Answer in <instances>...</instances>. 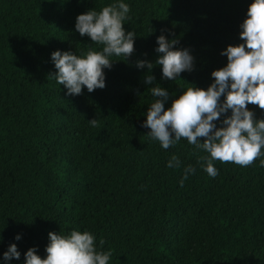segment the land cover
<instances>
[{
  "label": "trees",
  "instance_id": "16d2710c",
  "mask_svg": "<svg viewBox=\"0 0 264 264\" xmlns=\"http://www.w3.org/2000/svg\"><path fill=\"white\" fill-rule=\"evenodd\" d=\"M111 2L0 0V257L15 243L21 256L11 264H23L30 247L43 258L50 231L87 229L111 249L109 264H264L260 158L247 167L214 161L213 178L197 164L206 153L186 140L162 149L141 127L152 97L148 69L136 67L154 63L164 34L194 56L193 71L176 81L153 67L151 86L170 93L165 108L182 87L206 89L227 63L221 51L243 42L239 25L252 0H125L133 53L111 58L103 89L66 96L49 77L50 54L98 50L75 31V18ZM172 154L180 168L166 167ZM188 164L196 172L180 186Z\"/></svg>",
  "mask_w": 264,
  "mask_h": 264
},
{
  "label": "clouds",
  "instance_id": "9594fccd",
  "mask_svg": "<svg viewBox=\"0 0 264 264\" xmlns=\"http://www.w3.org/2000/svg\"><path fill=\"white\" fill-rule=\"evenodd\" d=\"M129 12L125 0H112L98 11L93 8L76 16L75 31L81 37H89L98 50L89 48L79 54L55 50L50 54L56 71L49 77L63 85L66 96L79 95L83 89L89 93L103 89L104 69H110L115 60L111 58L127 60L131 56L136 32L124 27L131 19ZM239 28L243 42L221 51L227 63L211 72L210 85L205 89L188 83L191 86L182 87L183 92L167 108L170 93L159 84L151 86L155 81L152 69L158 65L161 79L176 81L182 72L194 69L189 48H176L178 40L161 34L156 37L154 63L136 62L138 69H148L144 83L150 85L147 89L152 97L141 123V127L149 129L146 136L165 150L186 140L194 150L206 153L197 157V164L213 178L218 175L214 161L247 167L260 158L259 166L264 168V118H257L248 107L256 105L264 110V0H252ZM88 122L92 127L97 125L96 118ZM166 167L180 168L179 157L172 154ZM195 172L193 165L184 166L180 186ZM14 239L20 240V234ZM104 243L87 229H72L63 235L50 231L46 255L42 258L36 247H30L24 253L23 264H109L112 251L102 250ZM20 256L17 245L12 243L0 257V264H11L13 258L18 260Z\"/></svg>",
  "mask_w": 264,
  "mask_h": 264
}]
</instances>
